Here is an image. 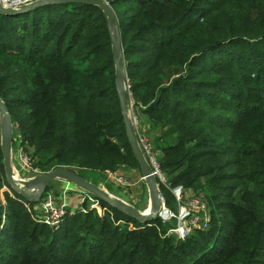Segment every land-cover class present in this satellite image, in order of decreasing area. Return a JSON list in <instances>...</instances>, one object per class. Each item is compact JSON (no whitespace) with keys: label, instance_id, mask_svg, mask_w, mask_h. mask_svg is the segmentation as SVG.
Returning a JSON list of instances; mask_svg holds the SVG:
<instances>
[{"label":"trees","instance_id":"trees-1","mask_svg":"<svg viewBox=\"0 0 264 264\" xmlns=\"http://www.w3.org/2000/svg\"><path fill=\"white\" fill-rule=\"evenodd\" d=\"M106 1L162 171L205 193L210 226L182 239L159 216L144 224L96 197L54 230L8 184L0 142V264H264V0ZM0 98L40 166L114 172L139 162L97 5L0 11Z\"/></svg>","mask_w":264,"mask_h":264},{"label":"rangeland","instance_id":"rangeland-1","mask_svg":"<svg viewBox=\"0 0 264 264\" xmlns=\"http://www.w3.org/2000/svg\"><path fill=\"white\" fill-rule=\"evenodd\" d=\"M37 0H21V7L24 5H28L30 3L36 2ZM0 3L2 5H8L3 0H0ZM8 7V6H6ZM20 7V6H19ZM115 26H112V30L114 32V37L117 39L118 35L114 31ZM217 56V58L220 57L218 54H214ZM211 61L210 57L204 58L203 62ZM126 65V61H125ZM126 96H124L125 98ZM1 99V98H0ZM3 100V99H2ZM4 101V100H3ZM5 103V101H4ZM128 103V102H127ZM5 107L6 103H5ZM135 109V108H134ZM8 110V109H7ZM4 111L0 107V142L2 144L3 140V133H4ZM6 115V114H5ZM138 115V119L140 122V130H142L144 133H146L150 139L153 141V139L157 136L156 133H153L150 131L149 126L146 125L147 130L149 132H146L143 130V123L140 121V115ZM129 116V115H128ZM132 126V125H131ZM128 132V130H127ZM159 132V130H157ZM21 133V130L19 129L18 125L12 121V128H11V140L13 144L12 152H14L15 155L20 158V151H19V134ZM22 135V133H21ZM156 135V136H155ZM23 136V135H22ZM129 136V133H128ZM130 138V137H129ZM154 142V141H153ZM23 145V143H22ZM158 150L159 146L157 143H155ZM16 147V148H15ZM24 147V146H23ZM16 149V151H15ZM162 153V152H161ZM24 157L27 160V165L23 164L22 161L17 162L16 159L14 170L15 175L17 176V182L19 184H22L24 186H27L29 183V180H26L24 178H33L35 176H38L42 173L49 172L56 167L53 164L51 165H39V159L34 157V151L32 148H30L28 151L24 149ZM163 155V154H161ZM21 160V158H20ZM19 164L21 166V171L17 169V165ZM76 171L87 178L89 181L93 182L94 184L104 188L107 192H110L114 194L115 196L121 198L124 200L127 204H130L141 211H146L149 208L150 201H151V183L150 180L146 177H144V174L142 172L140 163H132L130 161L123 162L120 167L114 171L117 173H114L116 178L122 179L128 183V186H123L125 190L121 187L120 182H118L113 175H111L107 171H101V170H80L75 169ZM164 176L166 178L167 183L168 182V175L165 171H163ZM160 183H158L159 185ZM166 185V184H164ZM167 186V185H166ZM168 187V186H167ZM159 188L161 190V186L159 185ZM9 189L7 184L5 182L2 183V190ZM1 191V190H0ZM191 192V195L195 192H193L191 189H189ZM162 192V191H161ZM199 194L198 196L202 198L205 197V193L202 191L196 192ZM207 202V200H205ZM36 203L41 206L42 204L45 206V209L52 206V205H65L68 206V213H78L84 211L85 208H96L99 205V201L97 200L96 196L92 194L91 192L84 190L83 188L73 184L72 182L63 179V178H57L51 182H49L42 190H40V194L38 195V198L36 200ZM36 206V205H35ZM178 204L175 205V207H171V209H177ZM209 211L211 213V207L208 206ZM212 217V213H211ZM176 221L174 219L167 222L168 228L175 225ZM197 229V227L194 228V231ZM193 231V232H194Z\"/></svg>","mask_w":264,"mask_h":264},{"label":"water","instance_id":"water-1","mask_svg":"<svg viewBox=\"0 0 264 264\" xmlns=\"http://www.w3.org/2000/svg\"><path fill=\"white\" fill-rule=\"evenodd\" d=\"M50 3H82V4H90V5H97L101 7L103 12L107 15L109 25L112 30V26H115L114 31L117 33L118 38L114 37V32L112 30L113 36V44H114V61L116 65V82L119 86L121 98H122V108L125 115V120L127 124V130L129 133V139L131 143V147L133 152L140 163L142 172L144 176L148 179H151L155 191V205L154 210L151 213H145L140 209L128 204L123 205L121 203L115 202L111 199V197L98 185L94 184L93 182L89 181L87 178L80 175L76 170L69 168V167H56L55 169L42 173L38 176L30 178V184L27 189H23L16 181L15 170L12 164V140H11V128H12V120L10 114L5 107V103L2 99H0V107L7 115V122L4 125V133H3V140H2V151L4 156V167L6 171V180L8 184L13 187L18 192L23 193L28 199L36 201L38 195L40 194V190H42L49 182L57 179L63 178L66 179L73 184L83 188L94 194L97 198L103 199L104 201L111 203L116 208L130 214L131 216L137 218L144 224H148V222L153 221L158 216V210L161 206V196L162 192L157 184L156 179L152 175L148 162L142 153L136 137L134 135L133 128L129 122L127 116V103L125 101L124 95V79L126 76V65H125V57L123 51V44L120 37V31L117 26L118 18L113 10V7L110 3L106 0H37L36 2L30 3L28 5L20 6V7H6L0 3V11L7 14H14L20 13L22 11L32 9L37 6H41L44 4ZM0 220H1V202H0Z\"/></svg>","mask_w":264,"mask_h":264},{"label":"built area","instance_id":"built-area-1","mask_svg":"<svg viewBox=\"0 0 264 264\" xmlns=\"http://www.w3.org/2000/svg\"><path fill=\"white\" fill-rule=\"evenodd\" d=\"M8 7H19L21 5V0H3ZM124 91H125V101L127 103V111H129V122L132 125L134 135L136 137L137 143L144 154L149 169L158 183H163L168 186V188L173 193L178 208L171 209L167 206L165 197L161 196V206L158 210V216L162 219L163 222H168L172 219L176 221L175 225L168 228L167 234H173L179 238H186L191 235L194 231V228L207 229L210 226L211 222V213L209 211V204L202 197L192 194L189 191L190 188H185L182 185L172 186L170 183H167L164 173L161 168V152L155 147L153 141L150 137L140 130V122L138 115L134 112V99L132 93V85L130 79L126 73L124 79ZM22 135L19 134V151L20 158L23 164L27 165V160L24 157V147L22 145ZM113 177L120 182L123 186H128V183L122 179L116 178L114 173L109 172ZM146 177V176H144ZM147 178V177H146ZM159 184V185H160ZM39 214L38 221L45 223L50 226L52 229H60L64 220L69 215L73 213H68V206L65 205H52L45 209V206L42 204L37 209ZM85 211V209H84Z\"/></svg>","mask_w":264,"mask_h":264},{"label":"bare ground","instance_id":"bare-ground-1","mask_svg":"<svg viewBox=\"0 0 264 264\" xmlns=\"http://www.w3.org/2000/svg\"><path fill=\"white\" fill-rule=\"evenodd\" d=\"M4 117V122H5V124H6V122H7V115H5V113H4V115H3ZM128 119H129V116H128ZM16 178V181H17V176L15 177ZM150 181V183H151V201H150V205H149V208H148V210H147V212L144 210V212L145 213H151V212H153V210H154V205H155V191H154V187H153V183H152V181H151V179H149ZM18 183V182H17ZM19 184V183H18ZM29 184H30V179H29V183H28V185L27 186H24V185H22V184H19L23 189H27V187H29ZM102 188V187H101ZM110 197H111V199L113 200V201H115V202H118V203H121V204H123V205H128L124 200H122L121 198H119V197H117V196H115L114 194H112V193H110V192H107L104 188H102Z\"/></svg>","mask_w":264,"mask_h":264},{"label":"crops","instance_id":"crops-1","mask_svg":"<svg viewBox=\"0 0 264 264\" xmlns=\"http://www.w3.org/2000/svg\"><path fill=\"white\" fill-rule=\"evenodd\" d=\"M134 112L136 113V114H139L140 115V121L144 124L143 125V130L144 131H146L147 130V128H146V125L147 126H149V124H148V121L145 119V117L143 116V114L139 111V110H137V109H134ZM128 115H130V113H129V111H127V116ZM146 132H149V131H146ZM12 148H13V144H12ZM16 148V147H15ZM14 149V148H13ZM12 150V149H11ZM15 151H16V149H15ZM14 159H16V161L17 162H19V161H21L20 160V158L18 157V159H17V156L15 155V157H14V152H12V164H13V166L15 165V160ZM17 166V169H19L20 171H21V166L19 165V164H16ZM24 179H26V180H29V178H24ZM121 187L125 190V188L123 187V185H121ZM39 207V205L38 204H36V206H35V208L37 209Z\"/></svg>","mask_w":264,"mask_h":264}]
</instances>
